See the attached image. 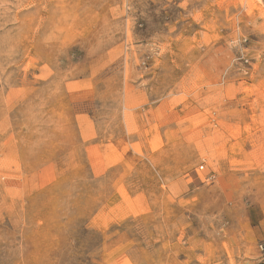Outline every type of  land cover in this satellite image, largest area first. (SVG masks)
Returning <instances> with one entry per match:
<instances>
[{
	"label": "rangeland",
	"instance_id": "1",
	"mask_svg": "<svg viewBox=\"0 0 264 264\" xmlns=\"http://www.w3.org/2000/svg\"><path fill=\"white\" fill-rule=\"evenodd\" d=\"M0 264H264V0H0Z\"/></svg>",
	"mask_w": 264,
	"mask_h": 264
}]
</instances>
